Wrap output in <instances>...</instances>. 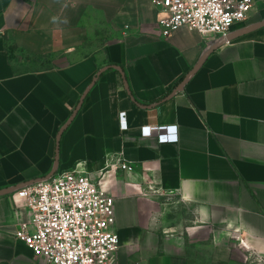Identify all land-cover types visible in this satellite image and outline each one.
I'll use <instances>...</instances> for the list:
<instances>
[{"label": "crops", "instance_id": "0c3cea01", "mask_svg": "<svg viewBox=\"0 0 264 264\" xmlns=\"http://www.w3.org/2000/svg\"><path fill=\"white\" fill-rule=\"evenodd\" d=\"M164 17L151 0H0V192L58 163L115 198V264H264V0L215 50L162 38ZM14 194L0 264H44L15 238L30 213Z\"/></svg>", "mask_w": 264, "mask_h": 264}, {"label": "built area", "instance_id": "2783aa9c", "mask_svg": "<svg viewBox=\"0 0 264 264\" xmlns=\"http://www.w3.org/2000/svg\"><path fill=\"white\" fill-rule=\"evenodd\" d=\"M164 14L158 22L162 38L187 28L209 45L226 38L246 20L253 0H151ZM122 161L121 169H130ZM24 202L30 220L18 223L15 238L44 264H115L119 237L114 230L115 198L105 195L90 177L75 171L56 172L50 179L13 195Z\"/></svg>", "mask_w": 264, "mask_h": 264}, {"label": "water", "instance_id": "95a60500", "mask_svg": "<svg viewBox=\"0 0 264 264\" xmlns=\"http://www.w3.org/2000/svg\"><path fill=\"white\" fill-rule=\"evenodd\" d=\"M231 34L230 35H228L226 38H223V39H221L219 42H217V43H213L211 46H210V48H211V50H215V49H218L220 46H222V45H224V44H226L227 42H229L230 40H231ZM195 71H196V69L187 77V79L186 80H188L194 73H195ZM185 80V81H186ZM95 82V81H94ZM184 85V83L180 86V88L182 87ZM82 101H83V99L81 100V102H80V104L78 105V107H77V109H76V111L74 112V114H73V116H72V118L70 119V121L67 123V125L64 127V129L70 124V122L73 120V118L76 116V114L78 113V111L80 110V107H81V104H82ZM63 129V130H64ZM61 133H62V131H61ZM60 133V134H61ZM57 169H58V163H56V165H55V167H54V169H53V171L51 172V174L48 176V177H46V178H44V179H40V180H38V181H36V182H33V183H30V184H28V185H26V186H24V187H27V186H30V185H33V184H35V183H37V182H40V181H45V180H48V179H50L56 172H57ZM24 187H18V188H16V190H14V189H7L6 191H2V192H0V195H8V194H12V193H15V192H17L18 190H20V189H22V188H24Z\"/></svg>", "mask_w": 264, "mask_h": 264}, {"label": "rangeland", "instance_id": "374dc122", "mask_svg": "<svg viewBox=\"0 0 264 264\" xmlns=\"http://www.w3.org/2000/svg\"><path fill=\"white\" fill-rule=\"evenodd\" d=\"M171 217V216H170Z\"/></svg>", "mask_w": 264, "mask_h": 264}]
</instances>
